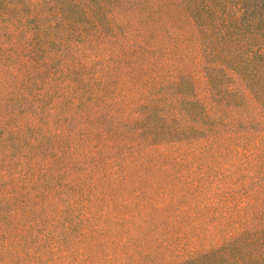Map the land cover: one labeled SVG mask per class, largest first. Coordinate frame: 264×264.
I'll use <instances>...</instances> for the list:
<instances>
[{"label":"rangeland","instance_id":"374dc122","mask_svg":"<svg viewBox=\"0 0 264 264\" xmlns=\"http://www.w3.org/2000/svg\"><path fill=\"white\" fill-rule=\"evenodd\" d=\"M31 1L46 16L30 33L28 48L37 57L31 61L19 56V48H0V264H176L219 244L229 231L226 212L203 207L208 195L201 191L202 181L221 178L228 166V180L240 189H253L260 182L247 175L255 169L246 160L223 150L210 161L209 155L197 154L178 161L171 148L143 158L115 148L116 155L98 138L94 152L90 141L81 142L76 134L82 126L91 134L98 127L112 129L107 116L131 84L120 69L107 73L117 60L109 53L126 49L125 39L139 40L134 29L146 25L147 17L172 12V0H124L131 5L117 2L113 10L115 0H53L55 6ZM73 2L89 12L94 6L102 18L119 12L128 24L124 41L91 32ZM158 4L163 8L156 11ZM13 37L11 33L2 40ZM18 44H27L23 36ZM72 48L77 49L73 54ZM67 50L64 58L73 67L53 75L61 67L57 52ZM194 58L191 51L174 63L189 73L191 94L208 104L205 75ZM181 87L190 94V86ZM164 88L170 92L171 87ZM65 118H71L67 130L60 122ZM61 128L67 131L61 138L50 131ZM79 151L90 152L97 165L82 159ZM55 178L60 195L54 197L50 188ZM248 223L253 241L248 234L241 236L237 257L250 264L249 253L254 252L253 261L264 264V196ZM109 244L115 245L114 259L106 263Z\"/></svg>","mask_w":264,"mask_h":264},{"label":"trees","instance_id":"16d2710c","mask_svg":"<svg viewBox=\"0 0 264 264\" xmlns=\"http://www.w3.org/2000/svg\"><path fill=\"white\" fill-rule=\"evenodd\" d=\"M98 1L105 4L108 0ZM40 2L55 6L53 0ZM117 2L131 5L124 0H115L111 10L119 6ZM71 7L82 15L94 34L110 41L119 38L124 41L123 30L128 24L119 12L111 11L102 18L94 6L91 12L75 2ZM162 8L163 5L158 4L154 10ZM169 8L162 18L147 17L146 25L134 29L139 40L125 39L126 49L109 53L117 60L107 73L120 69L121 76L131 84L130 89L122 92L120 100L114 102L113 113L107 116L112 129L98 127L91 134L82 126L76 134L81 142L90 141L94 152L99 149L94 140L98 138L109 144L110 151L117 148L139 158L151 151L164 152L171 148L178 152V161L187 157L192 159L194 154L209 155L206 160L210 161L213 154L219 156V150L246 160L255 169L247 175L256 176L253 182H260L253 189H247V186L240 189L235 181L228 180L224 176L231 173L228 166L222 170L221 178L202 181L201 191L208 195L203 207L224 208L229 229L227 235L216 246L192 253L176 263L241 264L237 257L241 251L240 238L248 234L249 241H253L254 233L248 231L247 225L264 196V171L256 170L264 169V0H172ZM45 17L31 0H0V48H19V56L33 61L37 52L34 54L28 48L32 41L30 33L36 29V22ZM67 24L62 23L63 27ZM104 25L109 29L105 34ZM11 33L15 38L3 42L2 38ZM40 33L39 38L44 34L42 30ZM19 36L24 37L26 45L18 44ZM55 48L59 50L57 46ZM71 51L73 54L77 49ZM191 51L205 75L208 104L191 94L189 73L174 63ZM57 53L61 67L53 75L70 72L73 64L64 58L69 51ZM183 84L190 86V94L181 89ZM165 85L171 87L170 92L165 90ZM70 121L71 118L60 120L66 130ZM66 130L50 131L61 138ZM67 151L74 153L76 150L74 146H67ZM79 155L92 161L93 166L98 163L88 151H79ZM56 181L57 178L53 180L54 187L50 188L54 197L60 195ZM114 247L109 244V252L104 257L106 263L113 261L111 251ZM249 254L250 264H260L253 261L254 252Z\"/></svg>","mask_w":264,"mask_h":264}]
</instances>
